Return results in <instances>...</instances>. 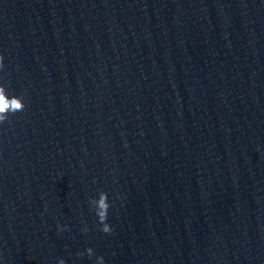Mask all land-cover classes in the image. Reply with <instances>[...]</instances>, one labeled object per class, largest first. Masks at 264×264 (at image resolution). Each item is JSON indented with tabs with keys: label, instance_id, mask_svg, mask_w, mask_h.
<instances>
[{
	"label": "water",
	"instance_id": "1",
	"mask_svg": "<svg viewBox=\"0 0 264 264\" xmlns=\"http://www.w3.org/2000/svg\"><path fill=\"white\" fill-rule=\"evenodd\" d=\"M0 55V264H264V0H0Z\"/></svg>",
	"mask_w": 264,
	"mask_h": 264
},
{
	"label": "clouds",
	"instance_id": "2",
	"mask_svg": "<svg viewBox=\"0 0 264 264\" xmlns=\"http://www.w3.org/2000/svg\"><path fill=\"white\" fill-rule=\"evenodd\" d=\"M4 57L0 55V70H3ZM25 109V104L20 97L15 95L8 97L5 95V89L3 85H0V123L5 122L8 119V113L15 114L17 112H21ZM108 194L101 193L100 199L95 201V214L98 218V222L101 225V231L106 234H110L113 229L107 223L108 219V210L111 205L108 202ZM58 228L60 226L58 225ZM61 231L66 230L65 228H60ZM86 231V229H85ZM87 255L89 258L93 256V249L87 248L85 252L78 253L79 256ZM97 264H104V258L102 256L97 257ZM59 264H65L63 259L60 260Z\"/></svg>",
	"mask_w": 264,
	"mask_h": 264
}]
</instances>
